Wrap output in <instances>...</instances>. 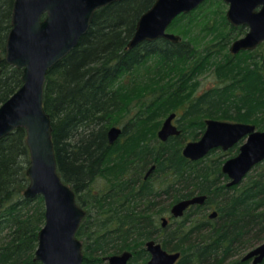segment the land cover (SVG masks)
<instances>
[{
    "label": "trees",
    "instance_id": "1",
    "mask_svg": "<svg viewBox=\"0 0 264 264\" xmlns=\"http://www.w3.org/2000/svg\"><path fill=\"white\" fill-rule=\"evenodd\" d=\"M14 1L0 0L2 56ZM154 2L121 0L98 9L79 44L46 76L43 101L58 172L86 210L77 231L82 264H110V255L126 250L133 252L128 264H147L150 239L181 252L175 264H247L245 252L264 241V161L229 185L222 171L226 153L213 149L191 160L183 147L205 131L209 118L264 129V43L254 51L227 52L245 28L229 24L223 0H206L171 23L180 41L160 38L128 48L141 14ZM212 29L218 43L203 45ZM1 67L0 106L23 84L22 69L5 60ZM206 72L215 78L200 90ZM133 101L139 109L125 122ZM170 110L178 114L181 133L163 142L162 123L152 121ZM114 125L123 131L111 144ZM241 144L228 150L238 153ZM29 164L27 131L18 127L0 139V264H43L35 251L45 201L24 195ZM99 178L103 183L94 186ZM195 195L207 196L204 205L190 206L182 218L171 216L174 203ZM213 207L219 217L211 220Z\"/></svg>",
    "mask_w": 264,
    "mask_h": 264
},
{
    "label": "water",
    "instance_id": "2",
    "mask_svg": "<svg viewBox=\"0 0 264 264\" xmlns=\"http://www.w3.org/2000/svg\"><path fill=\"white\" fill-rule=\"evenodd\" d=\"M121 0H15L12 27L8 34L5 54L1 62L23 70L22 86L0 106V139L18 127L27 131L30 164L27 169L29 184L24 191L26 198L42 195L45 201V223L38 233L35 260L43 264H82L83 241L77 231L86 215L76 197V192L58 172L52 138L51 115L44 107V86L48 70L62 61L80 42L91 27L96 11ZM205 0H155L144 11L128 42V48L160 38L179 41L180 36L168 31L173 20L182 13L196 9ZM230 3L227 12L234 24H247L248 32L234 40L232 53L255 49L264 41V0H225ZM170 113L158 130V137L166 141L179 135L180 128ZM122 127L114 125L108 131L113 144L121 135ZM244 140L239 152L227 158L223 172L229 185L239 184L252 169L264 161V130L247 122L209 118L206 129L198 140L188 141L183 154L199 160L214 148L228 150ZM154 169L152 167L149 173ZM206 195H195L178 201L172 207L174 217H180L194 204H203ZM216 215V212L211 216ZM168 222L163 219V225ZM150 258L147 264H175L181 253L170 252L160 242L146 243ZM131 251L108 257L110 264H128ZM257 264L264 260V241L250 250L243 258Z\"/></svg>",
    "mask_w": 264,
    "mask_h": 264
},
{
    "label": "rangeland",
    "instance_id": "3",
    "mask_svg": "<svg viewBox=\"0 0 264 264\" xmlns=\"http://www.w3.org/2000/svg\"><path fill=\"white\" fill-rule=\"evenodd\" d=\"M225 12H226V6H225ZM213 23H215V21H213ZM171 26V25H170ZM170 28V27H169ZM225 29V28H224ZM226 30V34H228V33H230V34H235V30L234 29H230V30H228L227 28L225 29ZM170 32H173V33H175V34H178V33H176V32H174V31H171V29L169 30ZM214 33H215V29H212L209 33H208V36L205 38V42L203 43V45L204 44H206V43H209V42H211V44H215V43H218V40L216 39V37L214 36ZM179 36H180V34H178ZM180 38H181V36H180ZM202 39H203V37H202ZM216 39V40H215ZM179 41H180V39H179ZM233 41V40H232ZM201 42H202V40H201ZM230 44H231V42H230ZM230 44L228 45V49H227V52H229L230 54H232V55H235V54H233L230 50H229V46H230ZM261 45H259L255 50H257L259 47H260ZM226 51V50H225ZM254 51V50H253ZM262 53H264V48H263V51H262ZM220 58H223V55L222 56H220ZM212 72V71H211ZM211 72H206V73H204L202 76H200L199 77V80H201L202 81V85H201V87L199 88L200 90H203L204 88H206V85L208 84V85H210L212 82H213V80H214V78H215V75L214 74H212ZM212 79V80H211ZM211 80V81H210ZM150 97V96H149ZM132 108H131V111H130V114H128V116H127V118L124 120L125 122L129 119V118H131L136 112H137V110L139 109V107L138 106H136L137 105V103L135 102V101H133L132 102ZM175 111V110H174ZM173 111L172 110H170L169 112H167L166 114L164 113V115H163V117L162 118H160V120H158L159 118H156V119H154L152 122L155 124V123H158L159 122V125L161 124V123H163V121L165 120V118L170 114V113H172ZM161 113H163V112H161ZM160 113V114H161ZM162 116V115H161ZM216 119H218V117L216 118ZM230 121V120H229ZM232 122H235V121H232ZM176 123V125L177 126H179V124H178V122L176 121L175 122ZM162 125V124H161ZM159 130V129H158ZM259 130H264V129H259ZM203 134V133H202ZM202 134L200 135H198V137L196 138V139H191V138H188V139H186V143L188 142V141H194V140H198L201 136H202ZM244 140H241L240 141V143H242ZM185 143V144H186ZM117 149H118V147H117ZM216 153L217 154H215V155H221L222 153H226L224 156H222V158L224 159V158H230V157H232V156H235L236 154H237V152H236V149L234 148V150L233 151H231V150H220V148H217V151H216ZM103 179H101V178H99L95 183H94V186H98V185H100L101 183H103V181H102ZM247 264H251V261H248L247 262ZM264 264V263H263Z\"/></svg>",
    "mask_w": 264,
    "mask_h": 264
},
{
    "label": "flooded vegetation",
    "instance_id": "4",
    "mask_svg": "<svg viewBox=\"0 0 264 264\" xmlns=\"http://www.w3.org/2000/svg\"><path fill=\"white\" fill-rule=\"evenodd\" d=\"M206 1V0H205ZM223 3L225 4V6H226V12H225V15H226V19H227V21L229 22V24L231 25V26H233V27H236V28H239V27H244L245 29H244V33H242L240 36H238L236 39H238V38H240V37H242V36H244L247 32H248V30H249V27H248V25L247 24H238V25H234V24H232L230 21H229V19H228V17H227V12H228V10L230 9V3L229 2H226L225 0H223ZM179 16V15H178ZM176 19V18H175ZM174 21V20H173ZM170 27V26H169ZM168 27V31L170 30V28ZM170 32V31H169ZM236 39H234V40H236ZM158 40V39H157ZM233 40V41H234ZM156 41V40H155ZM232 41V42H233ZM152 42V41H151ZM232 42H231V44H232ZM264 43V41L263 42H261L259 45H262ZM231 44H230V46H231ZM258 45V46H259ZM230 46H229V50H230ZM257 46V47H258ZM256 47V48H257ZM255 48V49H256ZM255 49H252V50H250V49H248V50H243V51H253V50H255ZM243 51H240L239 53H241V52H243ZM239 53H233V54H235V55H237V54H239ZM177 119H178V114L176 113V117H175V119L173 120V122H174V124H176L175 122L177 121ZM216 119V118H215ZM207 120V119H206ZM178 122V121H177ZM162 126V125H161ZM179 127V126H178ZM180 128V127H179ZM206 129V128H205ZM122 131H123V129H122ZM175 136V135H174ZM170 138V137H169ZM215 149H217V148H215ZM220 149H222V148H220ZM230 149V148H229ZM222 150H224V149H222ZM155 166L156 165H153L152 167H154V169H155ZM151 167V168H152ZM150 171V170H149ZM149 171L147 172V174H146V177L145 178H147L149 175H150V173H149ZM226 174V173H225ZM227 175V174H226ZM228 176V175H227ZM228 178H229V176H228ZM229 181H230V178H229ZM206 199H207V197H206ZM183 200V199H182ZM206 201V200H205ZM177 203V202H176ZM205 203V202H204ZM204 203L203 204H194V205H204ZM175 204V203H174ZM173 204V205H174ZM173 205H172V207H173ZM191 206H193V205H191ZM172 207H171V210H172ZM188 210V209H187ZM186 210V211H187ZM186 211L184 212V214L182 215V216H180V217H174L173 215H172V213H171V216L172 217H174V218H182L184 215H185V213H186ZM214 212H216V215H214V216H211V214H213ZM219 217V213H218V210L216 209V208H211V209H209V218L212 220H214V219H217ZM165 218V217H164ZM167 218V217H166ZM168 222H169V220H168ZM150 240H156V239H150ZM157 241V240H156ZM148 242V241H147ZM146 242V243H147ZM158 242V241H157ZM162 244V243H161ZM163 246V245H162ZM145 247H146V244H145ZM256 247V246H255ZM254 247V248H255ZM146 249H147V247H146ZM253 249V248H252ZM126 251H129V250H126ZM148 251V250H147ZM250 251V250H249ZM248 251V252H249ZM132 252V251H131ZM248 252H245V253H248ZM148 253H149V251H148ZM181 253V252H180ZM119 254H121V253H119ZM149 255H150V253H149ZM245 255V254H244ZM181 256V255H180ZM132 257H133V252H132ZM131 257V258H132ZM130 258V259H131ZM150 258V257H149ZM180 258V257H179ZM149 260V259H148ZM179 260V259H178ZM177 260V261H178ZM109 261V260H108ZM130 261V260H129ZM250 261H252V259H250ZM148 262V261H147Z\"/></svg>",
    "mask_w": 264,
    "mask_h": 264
},
{
    "label": "bare ground",
    "instance_id": "5",
    "mask_svg": "<svg viewBox=\"0 0 264 264\" xmlns=\"http://www.w3.org/2000/svg\"><path fill=\"white\" fill-rule=\"evenodd\" d=\"M161 141H162V140H161ZM166 141H167V140H166ZM163 142H165V141H163ZM214 149H215V148H214ZM212 150H213V149H211L210 152H211ZM210 152H209V153H210ZM224 162H225V161H224ZM224 162H223V164H224ZM223 164H222V171H223ZM197 204H198V203H197ZM246 254H247V253H245V255H246ZM245 255H243L242 260H243V261H250V259H248V260H244V259H243ZM252 261H253V259H252ZM252 261H251V264H253ZM263 261H264V260H263ZM263 261H262V262H263ZM262 262L257 263V264H261Z\"/></svg>",
    "mask_w": 264,
    "mask_h": 264
}]
</instances>
